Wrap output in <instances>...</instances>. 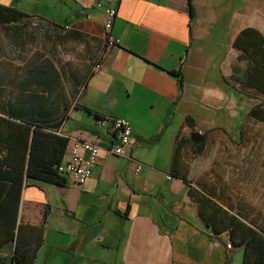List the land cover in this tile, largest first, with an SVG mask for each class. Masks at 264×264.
Wrapping results in <instances>:
<instances>
[{
    "label": "crops",
    "instance_id": "0c3cea01",
    "mask_svg": "<svg viewBox=\"0 0 264 264\" xmlns=\"http://www.w3.org/2000/svg\"><path fill=\"white\" fill-rule=\"evenodd\" d=\"M0 3L27 16L0 24L1 99L68 139V151L75 139L100 149L84 184L24 177L14 233L24 246L42 239L26 264H243V249L206 226L174 163L180 138L239 128L264 97L246 85L264 45V0H121L120 44L107 55L96 4L111 0ZM98 118L131 123L126 156L111 152L117 136ZM1 231L0 264H15L17 240L2 248Z\"/></svg>",
    "mask_w": 264,
    "mask_h": 264
},
{
    "label": "trees",
    "instance_id": "16d2710c",
    "mask_svg": "<svg viewBox=\"0 0 264 264\" xmlns=\"http://www.w3.org/2000/svg\"><path fill=\"white\" fill-rule=\"evenodd\" d=\"M27 16L14 7L3 6L0 3V24L20 22ZM251 58L247 70V87L256 89L264 96V45H258ZM0 90V228L2 227V248L15 241L14 233L17 213L13 202L19 198L23 179L27 176L50 184L62 185L66 183L58 170L64 155L69 148V140L44 133L45 127L40 121H35L24 112H16L9 102L1 99ZM99 119V118H98ZM264 123V107H254L247 116ZM35 127L34 131L31 128ZM199 147L193 145L192 137H182L177 142L175 152V176L191 186L189 194L197 205L199 214L207 227L215 235L228 234L234 248L243 249V264H264V224L253 219L242 210L236 214L217 204L211 197L197 195L192 182L179 170L182 151L188 145L193 146L195 153L203 151L206 145V135ZM50 139V145L44 142ZM49 151V153H47ZM15 249V264H26V254L36 255L42 239L34 241L35 245H22L20 234L17 236Z\"/></svg>",
    "mask_w": 264,
    "mask_h": 264
},
{
    "label": "rangeland",
    "instance_id": "374dc122",
    "mask_svg": "<svg viewBox=\"0 0 264 264\" xmlns=\"http://www.w3.org/2000/svg\"><path fill=\"white\" fill-rule=\"evenodd\" d=\"M254 104L264 107V97ZM193 135H206V145L199 153L193 146L185 147L179 170L196 194L211 197L234 214L242 210L264 224V123L244 117L239 128L227 124L186 136ZM202 139H195L193 145L199 147Z\"/></svg>",
    "mask_w": 264,
    "mask_h": 264
},
{
    "label": "built area",
    "instance_id": "2783aa9c",
    "mask_svg": "<svg viewBox=\"0 0 264 264\" xmlns=\"http://www.w3.org/2000/svg\"><path fill=\"white\" fill-rule=\"evenodd\" d=\"M121 0H111L112 6H105L102 3H97L96 6L103 10L105 14V54L107 55L110 50L118 47L120 41L115 39L112 35V29L115 19L117 17L118 6ZM102 67V62L99 61L95 65V70ZM96 126L99 130L112 133L117 136V144L112 148L111 152L117 156L124 157L127 155L128 149L131 146V137L133 129L131 123L124 118H99L97 119ZM100 155L99 146L92 142H87L75 139L67 153V158L58 167L59 173L67 178L73 180L75 183L84 184L89 180L94 173V169L98 164ZM141 168L137 170V173ZM227 248H233L230 243Z\"/></svg>",
    "mask_w": 264,
    "mask_h": 264
},
{
    "label": "water",
    "instance_id": "95a60500",
    "mask_svg": "<svg viewBox=\"0 0 264 264\" xmlns=\"http://www.w3.org/2000/svg\"><path fill=\"white\" fill-rule=\"evenodd\" d=\"M201 138V135H194L193 137H192V141H194L195 139H200Z\"/></svg>",
    "mask_w": 264,
    "mask_h": 264
},
{
    "label": "flooded vegetation",
    "instance_id": "af4514ba",
    "mask_svg": "<svg viewBox=\"0 0 264 264\" xmlns=\"http://www.w3.org/2000/svg\"><path fill=\"white\" fill-rule=\"evenodd\" d=\"M193 136H194V135H193ZM193 136H192V137H193Z\"/></svg>",
    "mask_w": 264,
    "mask_h": 264
}]
</instances>
